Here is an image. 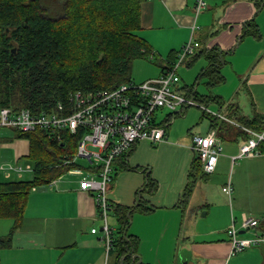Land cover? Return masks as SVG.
I'll return each mask as SVG.
<instances>
[{"label":"crops","instance_id":"1","mask_svg":"<svg viewBox=\"0 0 264 264\" xmlns=\"http://www.w3.org/2000/svg\"><path fill=\"white\" fill-rule=\"evenodd\" d=\"M203 1L205 7L196 14L197 0H143L138 34L151 46L154 59L140 61L136 77L139 83L157 77L162 66L171 64L172 61H167L169 55L176 54L192 35L199 43L195 52L215 45L221 49L223 83L226 77L222 67L227 63L232 65L227 55L253 42V57H256L250 67L237 75L238 83L232 96L225 99L220 91L212 94L222 102L212 100L222 115L228 116L233 109L229 119L236 124L227 121L230 125L223 138L216 129H211L209 115L203 116L202 112L201 119L208 120L205 131L199 129L188 136L173 128L169 130V123L163 141H138L125 158L129 169L118 171L110 183L108 200L125 207L141 200L154 208L148 213H131L128 234L138 238V261L146 264H264V243L232 253L227 235L231 226L241 236H251L255 232L264 235L259 226L241 229L244 216L257 221L264 216V151L260 149L259 154L232 159L248 137L234 126H244L245 120L255 113L264 115V0ZM251 19L257 24L259 37L244 34L246 23ZM191 57L184 59L182 64L190 66L198 60L197 65H201L198 76L209 62L200 56L188 64ZM201 80L208 90L222 84L207 85L206 77H199L196 84ZM239 89H242V96L247 93L248 101L244 104L239 102V94L235 101ZM240 105L247 108L241 110ZM186 110L187 107L180 109L182 113L178 115L185 114ZM169 113L161 122L155 116L157 122L166 124ZM210 130L215 131L222 147L216 168L212 173L203 171L205 175L197 178L187 201L182 204L181 194L194 155L191 136ZM4 146L11 151L3 153L0 150V165L9 163L24 167L19 160L29 152L28 141L25 145L16 133L0 131L1 149ZM120 161L118 159L114 166H119ZM2 170L0 180L13 175L15 179L23 178L24 171L6 173L5 169L3 174ZM147 179L156 183L153 192L144 186ZM228 182L233 187L231 196L222 191V186ZM110 218L109 224L115 231L116 218L113 215ZM101 225L92 194L81 188L78 175L66 173L30 191L23 220L13 233L11 245L0 251V264H121L114 248L106 255ZM92 228L97 231L91 232Z\"/></svg>","mask_w":264,"mask_h":264},{"label":"trees","instance_id":"2","mask_svg":"<svg viewBox=\"0 0 264 264\" xmlns=\"http://www.w3.org/2000/svg\"><path fill=\"white\" fill-rule=\"evenodd\" d=\"M52 1L50 7H45L41 0H0V108L9 107L15 111L27 108L40 113L56 110L58 103L67 107L70 95L76 92L110 91L123 83H134L131 78L134 60L154 59L150 58L154 57L151 46L138 34L143 0ZM244 34L260 36L254 19L247 21ZM176 55L170 54L167 61L173 62ZM221 55L222 51L216 45L190 55L188 64L200 56L209 62L196 82L199 77H206L207 85L222 83ZM169 66H162L161 72ZM196 82L191 86H180L178 91L204 105L210 100L220 101L218 96L198 93ZM202 112L203 116L209 115L203 109ZM179 113L182 112L169 113L166 124L162 125L166 127ZM230 114L226 117L231 118ZM209 118L211 129H216L224 138L230 124L218 117L209 115ZM244 123L245 127L260 131L264 127V115L255 113ZM234 127L247 136L239 126ZM15 133L16 137L28 141L26 157L32 177L0 180V220L12 221L8 233L0 236V251L11 245L13 233L23 220L30 191L79 166L71 159L76 153L80 132L64 130L50 134L46 130H36ZM260 149L264 151L263 144ZM129 151L114 160L112 181L118 171L129 169L125 161ZM118 159L121 161L116 167ZM201 175H205L202 162L194 153L188 181L181 194L182 204ZM144 186L149 192L156 189V183L151 179H147ZM153 209L141 200L131 207L109 203V213L117 222L112 234V248L118 252L121 264H146L138 261V238L128 234V228L133 211L148 213ZM257 222V227L264 231V216Z\"/></svg>","mask_w":264,"mask_h":264},{"label":"built area","instance_id":"3","mask_svg":"<svg viewBox=\"0 0 264 264\" xmlns=\"http://www.w3.org/2000/svg\"><path fill=\"white\" fill-rule=\"evenodd\" d=\"M204 7L205 2L197 0L195 13H199ZM198 46V41L191 35L177 52L176 59L157 77L140 83H123L110 91L76 92L70 95L67 107L58 103L56 110L40 113L32 112L27 108L18 111L9 107L0 108L1 128H10L19 132L46 130L50 134L64 130L81 133L75 156L86 159L88 168L76 166L67 173L78 175L81 188L91 193L94 198L102 221L101 232L106 255L112 249L113 242V228L108 222L107 193L112 181L113 162L140 140L156 143L166 139V129L157 122L156 111L168 109L170 112H175L177 108L197 105L210 116L236 124L220 112L210 111L206 105L178 91L180 79L177 70L184 59L192 55ZM237 126L242 128L248 137L241 144L239 153L232 159L261 153L260 145H264V127L260 131H255L245 126ZM191 145L193 152L202 162L203 171L214 172L222 151L215 131L193 134ZM71 161L75 162V157ZM5 169H8L9 173L15 171L20 174L24 170L30 171L31 166L8 165ZM222 191L231 196L233 193L231 182L222 186ZM257 225V219L244 216L241 229L256 228ZM96 231V228L91 229L93 233ZM227 235L232 253L264 243V235L255 232L251 236H241L234 226L227 229Z\"/></svg>","mask_w":264,"mask_h":264},{"label":"rangeland","instance_id":"4","mask_svg":"<svg viewBox=\"0 0 264 264\" xmlns=\"http://www.w3.org/2000/svg\"><path fill=\"white\" fill-rule=\"evenodd\" d=\"M42 4L45 7H50L51 4H53L52 0H41ZM254 43L252 42L249 46L247 44H245L244 46H241L235 53L231 54V55H227V58L229 59V61L232 62V65L227 63L225 66H223L222 68V73L225 75L226 80L225 82H223L222 84H219L217 86L211 87L209 90L206 88L204 81L201 80V83L196 84L195 87L197 88L198 92L203 93V94H213V93H217L218 91L221 92V94H223V98L227 99L230 98L232 96V94L235 91V88L237 86V79L239 74H242L241 72H244L243 70H245L246 68L250 67V65L252 64V62L254 61L256 55L253 57L255 49H254ZM253 57V59H252ZM252 59V60H251ZM140 61H147L145 59L139 58L134 60L133 64H132V68H131V78L132 80H134L136 83H139V79L136 77L139 74H137L139 72L138 69V64L141 63ZM150 63V62H149ZM198 60L194 62V64L187 66L185 64L180 65V67L178 68L177 72H178V76H179V85L180 86H184V84L186 83L187 85H192L195 83L196 81V76L201 68V65L198 64ZM242 70V71H241ZM183 71H185V73H183ZM238 75V76H237ZM242 93V89H239V93L236 94L235 97V101L236 98L239 95H241ZM247 93L245 92L244 96H240V103L244 104V102L247 100L248 98H246ZM246 101V102H247ZM210 111H214L216 112L218 110V105L213 103L212 101L208 102L206 105ZM241 106V110H245L247 108L246 105H240ZM177 111L180 110V108L176 109ZM245 112V111H244ZM169 113L168 109H158L156 111V116H157V120L159 122H161L165 116ZM201 113H202V108L197 106V105H192V106H188L187 110L185 112V114L183 115H178L176 117L173 118V120L170 122V125L168 126L169 130L171 128H173L175 131H177V133L179 134H186L188 136H190V132H196L199 129H203V131H205L207 129L208 126V120L207 118H202L201 119ZM190 130V131H189ZM0 131H10L12 133H15L14 130L10 129V128H0ZM22 141H25V145H27V140L21 138ZM20 141V140H19ZM21 142H19L18 145H20ZM8 146V145H7ZM4 146L2 149L0 147V150H2L3 153H9V151H11L10 149H6ZM11 153V152H10ZM192 153V151H191ZM75 162L79 165L82 166L83 169H85L88 166V161L86 159H82L81 157L75 156ZM26 161L27 157H22L19 162L22 165H26ZM0 162H2L0 160ZM9 163H7L6 165H8ZM6 165H0V167H4ZM2 170V169H0ZM5 167L2 170L3 174L5 173ZM6 173H9V170L7 169ZM66 174V173H65ZM63 174V175H65ZM32 177V173L31 171H26L24 170L23 172V178L22 179H30ZM11 179H15L14 175L13 177H11ZM18 179V178H16ZM109 191V190H108ZM108 193V192H107ZM110 213L108 216V222H111V218H110ZM12 221L10 219H1L0 220V236H5L8 231L9 228L11 227Z\"/></svg>","mask_w":264,"mask_h":264},{"label":"water","instance_id":"5","mask_svg":"<svg viewBox=\"0 0 264 264\" xmlns=\"http://www.w3.org/2000/svg\"><path fill=\"white\" fill-rule=\"evenodd\" d=\"M241 233L243 232V231H240Z\"/></svg>","mask_w":264,"mask_h":264}]
</instances>
